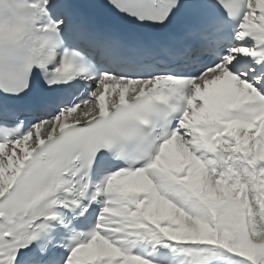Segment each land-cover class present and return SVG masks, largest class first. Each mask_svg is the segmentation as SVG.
I'll return each mask as SVG.
<instances>
[{"label":"snow or ice","instance_id":"6c2138e0","mask_svg":"<svg viewBox=\"0 0 264 264\" xmlns=\"http://www.w3.org/2000/svg\"><path fill=\"white\" fill-rule=\"evenodd\" d=\"M0 264H264V0H0Z\"/></svg>","mask_w":264,"mask_h":264}]
</instances>
